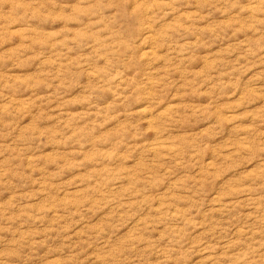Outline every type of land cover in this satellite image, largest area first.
<instances>
[{
    "label": "rangeland",
    "instance_id": "1",
    "mask_svg": "<svg viewBox=\"0 0 264 264\" xmlns=\"http://www.w3.org/2000/svg\"><path fill=\"white\" fill-rule=\"evenodd\" d=\"M0 264H264V0H0Z\"/></svg>",
    "mask_w": 264,
    "mask_h": 264
}]
</instances>
